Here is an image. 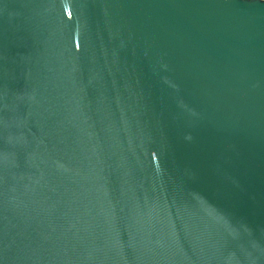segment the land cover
<instances>
[{
	"label": "water",
	"instance_id": "obj_1",
	"mask_svg": "<svg viewBox=\"0 0 264 264\" xmlns=\"http://www.w3.org/2000/svg\"><path fill=\"white\" fill-rule=\"evenodd\" d=\"M0 264H264V0H0Z\"/></svg>",
	"mask_w": 264,
	"mask_h": 264
}]
</instances>
